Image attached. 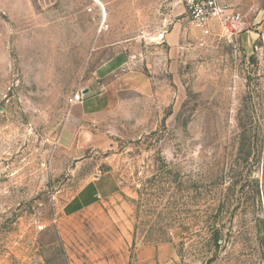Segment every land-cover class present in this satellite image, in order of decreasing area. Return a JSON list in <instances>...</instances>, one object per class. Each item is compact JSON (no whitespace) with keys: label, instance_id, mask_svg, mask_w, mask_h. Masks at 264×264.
<instances>
[{"label":"rangeland","instance_id":"1","mask_svg":"<svg viewBox=\"0 0 264 264\" xmlns=\"http://www.w3.org/2000/svg\"><path fill=\"white\" fill-rule=\"evenodd\" d=\"M225 1L241 21L198 28L182 0H0V264H88L115 245L83 214L65 225L102 181L132 258L264 264V0ZM119 52L118 79L98 75ZM87 87L114 109L62 147Z\"/></svg>","mask_w":264,"mask_h":264},{"label":"crops","instance_id":"2","mask_svg":"<svg viewBox=\"0 0 264 264\" xmlns=\"http://www.w3.org/2000/svg\"><path fill=\"white\" fill-rule=\"evenodd\" d=\"M170 35L172 34L168 31L166 39H168ZM126 65H128V59L119 52L104 61L98 67V75L109 77L117 73L121 68L126 69ZM119 73L116 75L117 79L120 75ZM117 79H114L112 83H115ZM85 90H88L86 93L87 99L81 104L72 105L69 110L66 122L64 123L59 137V144L62 147H73L76 142V136L81 128H83L82 126H84L85 121L101 119L114 109L113 104L115 98L112 97L111 93L93 94L94 87H87ZM85 143L87 146L95 145L94 140H92V142L88 140L85 142L83 140L80 145ZM98 180L102 181V176L99 177ZM102 182L89 184L87 189L83 193H80L79 197H76L74 201L67 204L68 206L66 207L68 212V218L65 219L66 227L68 223L75 218L74 216L83 214L84 217H82V219L84 221L90 220L89 224L91 228L87 229L86 232L89 233L92 241L104 239L108 240V242H116L115 245L108 243L105 249H91V253L88 254L90 259L88 264H178L177 257L165 247L138 249L135 252L134 258L130 256V252L123 248V241H127L130 236L124 234L123 230L120 229L109 216L104 217L103 206L107 203H104L102 200L100 201L97 197H103V195L108 196V194L114 192L109 190ZM84 193L89 194L90 198L83 199ZM99 216L102 218H99ZM76 221L79 220L76 219ZM99 224L103 226H99ZM81 233H84V231H81L79 235ZM72 264H79V261L73 260Z\"/></svg>","mask_w":264,"mask_h":264},{"label":"built area","instance_id":"3","mask_svg":"<svg viewBox=\"0 0 264 264\" xmlns=\"http://www.w3.org/2000/svg\"><path fill=\"white\" fill-rule=\"evenodd\" d=\"M186 6L189 20L198 28H204L211 19L219 17L232 23L241 21L242 16L225 0H182ZM86 93L81 90L69 97V104L83 103Z\"/></svg>","mask_w":264,"mask_h":264},{"label":"water","instance_id":"4","mask_svg":"<svg viewBox=\"0 0 264 264\" xmlns=\"http://www.w3.org/2000/svg\"><path fill=\"white\" fill-rule=\"evenodd\" d=\"M84 92H85V93H87V92H88V90H85Z\"/></svg>","mask_w":264,"mask_h":264}]
</instances>
